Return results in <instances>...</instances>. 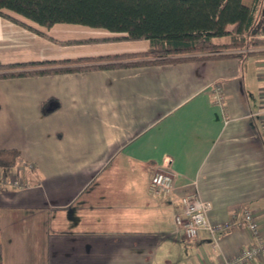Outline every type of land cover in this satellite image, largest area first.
I'll list each match as a JSON object with an SVG mask.
<instances>
[{
  "label": "crops",
  "instance_id": "0c3cea01",
  "mask_svg": "<svg viewBox=\"0 0 264 264\" xmlns=\"http://www.w3.org/2000/svg\"><path fill=\"white\" fill-rule=\"evenodd\" d=\"M32 25L53 40L0 16V65L150 49L148 40L73 43L113 36L103 28ZM242 52L0 79V150L19 152L11 171L27 185L0 187L3 264H205L244 247V228L187 239L173 218L194 193L211 202L213 224L244 208L264 217V52ZM213 82L225 88L224 107L212 101ZM50 98L59 107L45 115ZM166 159L172 199L153 198L149 182Z\"/></svg>",
  "mask_w": 264,
  "mask_h": 264
},
{
  "label": "trees",
  "instance_id": "16d2710c",
  "mask_svg": "<svg viewBox=\"0 0 264 264\" xmlns=\"http://www.w3.org/2000/svg\"><path fill=\"white\" fill-rule=\"evenodd\" d=\"M258 3L254 0L248 7L243 0H0V16L50 40L53 39L32 24L44 28L59 23L77 24L113 34L73 43L150 42V49L140 53L0 65V79L240 58L244 50L264 48V12L258 22L255 17ZM219 38H227L228 42H217ZM258 52L264 49L248 54ZM53 102L55 106L47 110ZM58 107L59 102L53 98L41 104L45 115ZM20 163L18 151L0 150L1 168H15Z\"/></svg>",
  "mask_w": 264,
  "mask_h": 264
},
{
  "label": "built area",
  "instance_id": "2783aa9c",
  "mask_svg": "<svg viewBox=\"0 0 264 264\" xmlns=\"http://www.w3.org/2000/svg\"><path fill=\"white\" fill-rule=\"evenodd\" d=\"M209 93L214 104L225 106V88L222 83L213 82L209 87ZM24 166L29 171L35 169V165L31 163ZM11 169L0 167V187L19 190L25 188L27 186L25 181ZM148 189L153 198L172 199L175 187L170 159H166L152 175ZM211 208V202L202 199L197 193L184 196L181 200V209L173 217L176 231L187 239H198L202 231H207L215 237L216 234L244 228L250 236V241L244 247L236 251L233 256L224 257L218 263L205 264H261L264 258V234L260 224L264 217L251 208H244L240 215L233 214L227 221L213 224L209 218Z\"/></svg>",
  "mask_w": 264,
  "mask_h": 264
},
{
  "label": "rangeland",
  "instance_id": "374dc122",
  "mask_svg": "<svg viewBox=\"0 0 264 264\" xmlns=\"http://www.w3.org/2000/svg\"><path fill=\"white\" fill-rule=\"evenodd\" d=\"M261 5L259 6V9L256 13V21L258 22L260 19L261 14L264 12V0H261ZM12 14V13H10ZM14 15V14H13ZM220 42H228L227 38H224L222 41L220 40Z\"/></svg>",
  "mask_w": 264,
  "mask_h": 264
}]
</instances>
